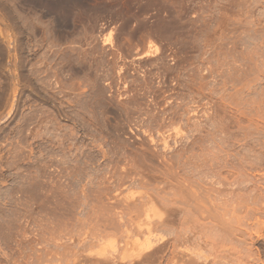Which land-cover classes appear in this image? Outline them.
Returning <instances> with one entry per match:
<instances>
[{"label": "rangeland", "instance_id": "obj_1", "mask_svg": "<svg viewBox=\"0 0 264 264\" xmlns=\"http://www.w3.org/2000/svg\"><path fill=\"white\" fill-rule=\"evenodd\" d=\"M48 1L0 0V264H132L100 253L131 241L122 223L146 221L128 206L148 197L164 212L160 194L194 215L178 232L204 223L187 246L206 258L168 235L135 263L264 264V0H141L154 17L109 0L113 15L68 32L50 7L73 0ZM138 15L172 28L157 36ZM177 173L193 186L162 192Z\"/></svg>", "mask_w": 264, "mask_h": 264}, {"label": "bare ground", "instance_id": "obj_2", "mask_svg": "<svg viewBox=\"0 0 264 264\" xmlns=\"http://www.w3.org/2000/svg\"><path fill=\"white\" fill-rule=\"evenodd\" d=\"M67 1V0H66ZM125 1V0H124ZM123 1V2H124ZM132 1L133 0H131V3L129 2V0H128V7H129V5H133L132 4ZM138 1V0H137ZM140 2H139V5H140V3L143 1H141V0H139ZM145 1H148V0H145ZM152 2H155V0H151ZM158 1L159 0H157V3H158ZM162 1V0H161ZM165 2L166 1H168V0H164ZM163 1V2H164ZM49 2V1H48ZM51 2V1H50ZM50 2L48 3L49 5H50ZM63 2V0L61 1V3ZM118 2H119V0H118ZM117 2V3H118ZM149 2V1H148ZM147 2V3H148ZM160 2V1H159ZM162 2V3H163ZM171 2V1H170ZM51 3H54L53 2V0H52V2ZM59 3V2H58ZM60 3V4H61ZM68 3V2H67ZM126 3H127V0H126ZM130 3V4H129ZM134 3V2H133ZM145 2H143V3H141V5L142 4H144ZM162 3H160V4H162ZM169 2H166L165 4H167L168 6L172 3H170V4H168ZM56 4V3H55ZM64 4V3H63ZM116 3L114 2H111V1H109V0H73L71 3H68V4H65V5H62L61 4V7H59L60 5L58 4L57 6L59 7V8H57L56 6H54L53 4H51L50 6H54V7H56L57 9H55V8H52V7H50V6H48V8L50 7V9H54L53 11H59V12H62L61 14H62V16H61V20L59 21L60 22V25L57 23V25H59V27H57V28H59L58 30H60L61 28L63 29V30H65V31H67V30H72L74 27H75V29H76V26L78 25V23L79 22H81V21H83L84 20V22H85V20H86V23H87V25L88 24H92V23H94L93 22V20H100L99 19V15L101 16L103 13H105V12H108L109 10L108 9H111V7L113 6V5H115ZM119 4H120V2H119ZM123 4H125V3H123ZM149 4H153V3H148V6L150 7V5ZM155 4V3H154ZM120 5H122V4H120ZM166 5V6H167ZM158 6H159V4H158ZM162 6V5H161ZM164 6V5H163ZM162 6V7H163ZM167 6V7H168ZM115 7V6H114ZM118 7V6H117ZM122 7V6H121ZM132 7V6H131ZM155 7V6H154ZM165 7V6H164ZM172 7V6H171ZM169 8V9H173V7L172 8ZM123 8V7H122ZM122 8H120L121 9V11H122ZM130 8V7H129ZM129 8H127L126 7V5H125V7H124V9H129ZM145 8H147V5L145 4L144 5V7H143V5L142 6H137V7H135L134 9H133V12H134V14L135 13H137V14H141V13H145V14H147L146 12H148V10H151L152 9V6H151V8H149V9H147L146 10V12L144 11L145 10ZM156 8V7H155ZM175 8V7H174ZM112 9H113V7H112ZM157 10H160L161 9V7L158 9V8H156ZM162 9H164V8H162ZM169 9L167 8L166 9V7H165V10H168L167 12H169L170 14H172L171 13V10L169 11ZM114 10H116V9H114ZM50 12H52L51 10H49ZM117 11H119V8L117 9ZM119 12V14L121 15L123 12ZM129 11H130V9H129ZM129 11L128 12H126V11H124V12H126L127 14L129 13ZM144 11V12H143ZM161 11L162 10H160V13H161ZM175 11V10H174ZM111 12V13H110ZM113 12H115V11H109V15H113L114 13ZM150 12V11H149ZM151 12H152V10H151ZM150 12V13H151ZM155 12H157V14H158V11H156L155 10ZM126 13H125V16H126ZM153 13V12H152ZM162 13H164L165 14V12L163 11ZM161 13V14H162ZM106 14V13H105ZM118 13L116 12V14H115V17H117L116 15H117ZM118 14V15H119ZM133 14V13H132ZM60 15V14H59ZM119 15V16H120ZM144 15V14H143ZM148 15V14H147ZM147 15H144L145 16V18L146 19H148V18H150V17H148ZM150 15V14H149ZM151 15H153L152 17H154V15H155V13H153V14H151ZM159 15V14H158ZM104 16V15H103ZM122 16H123V14H122ZM122 16H120V17H122ZM125 16H123L124 18H125ZM131 16V17H130ZM130 16H128L127 15V17L128 18H126V20L128 19V20H130L131 18L133 19V16L132 15H130ZM135 16H136V14H135ZM144 16H142V17H144ZM148 18H147V17ZM156 16V15H155ZM173 16V15H172ZM106 17H107V14H106ZM112 17V16H111ZM114 17V18H115ZM130 17V18H129ZM140 16L138 15L137 16V18H139ZM162 17V15L159 17V18H161ZM166 16H164V18H165ZM101 18V17H100ZM110 18V17H109ZM108 18V19H109ZM119 18V17H118ZM141 18V17H140ZM139 18V19H140ZM144 18V19H145ZM156 18V17H155ZM158 18V17H157ZM156 18V19H157ZM175 18V17H174ZM58 19V18H57ZM60 19V18H59ZM58 19V20H59ZM107 19V18H106ZM107 19V20H108ZM142 19V18H141ZM145 19V20H146ZM152 19V18H151ZM154 19V18H153ZM155 19V20H156ZM97 20V21H98ZM102 21L104 20V18L103 19H101ZM111 20V19H110ZM124 20L125 19H123V22H124ZM125 20V21H126ZM127 20V21H128ZM138 20V19H137ZM136 20V21H137ZM150 20V19H149ZM155 20H153L152 22L154 23H152V22H150L149 21V23H148V26H151V30H153V32L158 36H160V35H162V34H164L165 33V31H167V29L169 28V24H171L170 22L171 21H167L168 22V26H166L167 24H164V25H160V23L159 24H157V22H154ZM161 21L163 20V19H160ZM167 20V19H166ZM172 20V19H171ZM122 21V20H121ZM120 21V22H121ZM126 21V22H127ZM131 21V20H130ZM135 21V20H134ZM142 21H143V25L146 27L147 26V23H145L146 21H148V20H146L145 22H144V20L142 19ZM157 21H158V19H157ZM163 21H165V19L163 20ZM100 22V21H99ZM125 22V24H126V26H128V24ZM133 22V21H132ZM138 22V21H137ZM83 25H84V23L83 22H81ZM98 22H96V23H94L95 25L97 24ZM103 23H105V21L103 22ZM122 23V22H121ZM150 23H152V24H150ZM161 23H164V22H161ZM172 23H173V21H172ZM94 24H92V25H90V26H95ZM99 25H100V23H98ZM101 24H102V22H101ZM140 24H142V23H140ZM150 24V25H149ZM175 23H173V26H175L174 25ZM79 25H80V23H79ZM98 25V26H99ZM124 25V24H123ZM89 26V25H88ZM102 26V25H101ZM133 26V23H131L130 24V28ZM138 26H139V24H138ZM177 26V25H176ZM175 26V27H176ZM79 27V26H78ZM86 27V26H85ZM100 27V26H99ZM140 27V26H139ZM175 27H174V29H175ZM94 28V27H93ZM114 28V27H113ZM116 28V27H115ZM129 28V30H130V32L131 33H137V31H135L133 28H135V27H132V30ZM142 27H140V29H141ZM170 28H172V24H171V26H170ZM149 29V30H150ZM112 30V29H111ZM110 30V31H111ZM114 30V29H113ZM138 30H139V28H138ZM144 30V29H143ZM143 30H140V32L141 31H143ZM65 31H63V32H65ZM69 31V32H70ZM133 31H135V32H133ZM171 31V30H170ZM169 31V32H170ZM68 32V31H67ZM112 32V31H111ZM168 32V31H167ZM57 33H58V31H57ZM109 34H111L110 32H108ZM59 34H60V31H59ZM155 35V36H156ZM150 37H152L153 38V36H149V38ZM149 44L152 46V47H154L155 49L157 48V45H155L154 44V42H153V39H149ZM121 107V106H120ZM122 108V107H121ZM119 110H120V108H118ZM117 109V110H118ZM123 109H125V108H123ZM83 163V162H82ZM194 163V162H193ZM184 164V163H183ZM191 164V163H190ZM196 164H197V162H196ZM81 166V165H80ZM197 166V165H196ZM200 166V165H199ZM184 167V166H183ZM182 167V168H183ZM187 167H189L188 165H187ZM186 167V168H187ZM194 167H195V164H194ZM194 167H190V169L191 168H194ZM199 168V167H198ZM175 169V168H174ZM185 169V168H184ZM175 173V172H174ZM174 173H173V175H174ZM176 174V173H175ZM184 175V174H183ZM168 177H171V176H168ZM173 177V176H172ZM172 177H171V179H172ZM126 178V177H125ZM187 178V177H186ZM185 178V176L183 177L182 176V174H180V176H178V173H177V175H176V177L174 176V179L172 180V181H175V182H171L172 183V185L171 186H169V184L170 183H167L168 184V186H162L161 187V189H162V192H164V193H166L165 191L167 190V189H169V191L171 190V189H174L175 191V193H176V190H181L182 189V191L181 192H183L184 193V191H183V188H185V187H189L190 185H191V182H190V180H188V178L186 179ZM122 179V178H121ZM168 181H170V179L168 180ZM167 181V182H168ZM142 182V181H141ZM143 182H145V181H143ZM142 182V183H143ZM150 182V181H149ZM189 182H190V184H189ZM142 183H139L140 185H142ZM148 182H147V180H146V185H148L147 184ZM163 183H166V181H164ZM145 184V183H144ZM167 184H165V185H167ZM173 184H174V186H173ZM145 185V186H146ZM150 185V184H149ZM195 185V184H194ZM144 186V185H143ZM193 185H191V187H192ZM171 188V189H170ZM105 189V188H104ZM161 189L159 188V190L161 191ZM186 189H189V188H186ZM102 190H103V188H102ZM165 190V191H164ZM185 190V189H184ZM197 190V189H196ZM168 191V190H167ZM168 191V192H169ZM187 191V190H186ZM190 191V190H189ZM161 192V193H162ZM171 192H173V191H171ZM172 193V195H170V194H168L166 197H169V196H175L174 194L175 193ZM180 192V193H181ZM193 192V191H192ZM194 192H196V191H194ZM193 192V193H194ZM179 193V192H178ZM189 193V192H188ZM188 193H186V194H188ZM192 193V194H193ZM158 195H159V193H157ZM196 194L197 193H194L193 195H195L196 196ZM198 194H200V193H198ZM164 195H166V194H164ZM164 195H161L160 194V196H159V199H160V197H161V201H162V204L163 205H165L166 207H164V209H165V211L164 212H161V211H158L157 209H155L154 208V206H153V202H152V200L151 199H153V198H146V199H144V200H142V201H139L138 202V204H134V205H131V206H128L129 207V209L130 210H128L129 212H133V213H135V215H137V217L139 216L140 217V215H138L141 211H143V212H145L146 211V221H143V223H141V222H137V223H135V225L133 226V227H127V226H125V223H122V226L121 227H124V228H122L121 229V234H124V235H121V236H125V237H123V239L125 238H131V241H126L125 242V245L127 246H125V248L123 249V251L122 252H119L118 253V251H116V250H112L111 252H109V253H103V252H101L100 254L101 255H104V257H103V259L104 260H113V259H115V258H118L120 261H128V262H130V263H135V262H139L141 259L144 261V258L146 259V260H148L147 258H148V256L150 257V255L151 254H154V253H156V254H159L160 253V251L162 252V251H164L163 250V248H162V245L165 243V242H167V239H169V238H171L172 236L174 237V240H175V242H173V243H179L181 246L184 244V247H183V251H185V252H187L189 255H191L192 257H194V258H196V259H202V260H205V255L203 254V252H202V250L199 248V247H194V245H193V247H188L187 246V244H193V243H196L195 244V246L197 245V246H199V244H201V242L200 241H203L204 242V240H203V238H202V236H201V234H204L205 233V230H204V226H203V221L202 220H204L205 218H202V220H200V221H202V226H201V223L199 222V224H200V228H198V229H195V226H194V228L193 229H195V230H192V229H190L189 228V230H186V228H187V226H185V227H182V230H179L180 232H178V230H175L174 229V227H175V225H174V221L176 220V223H177V221H179L180 222V220L182 219H180V214L181 213H179V212H181V210H180V208L181 207H183V206H180V207H177L180 203V199H178V201H175V202H178L179 204L176 206L175 205V202H174V199L173 200H171L170 198H169V202H168V200L165 198V196ZM193 195H191V197L193 196ZM201 195V194H200ZM200 195H198V196H196V198L194 197V199H196L197 200V203L196 204H198L197 206H196V204L195 205H192V204H189V205H191L192 206V212H193V214H194V211H195V213H197V214H199L201 217L202 216H204V213L206 212L205 210H204V205L203 204H205L207 201L206 200H204V198H203V200H199V199H202L201 198V196ZM206 195V194H205ZM128 196V195H127ZM144 196V195H143ZM142 196V197H143ZM178 196H180V194L178 195ZM182 196V195H181ZM188 196V195H187ZM187 196H186V198H187ZM189 196H190V194H189ZM197 197H200V198H197ZM205 197V196H204ZM51 198V197H50ZM126 198V197H125ZM145 198V197H144ZM181 198V197H180ZM182 198H184V199H186L185 197H182ZM215 198V197H214ZM192 199V198H191ZM220 199V198H219ZM49 200V197H47V199H46V201L47 202H49L48 201ZM175 200H176V198H175ZM45 201V202H46ZM60 201V200H59ZM59 201H58V203H59ZM121 201V200H120ZM182 201V200H181ZM57 202V201H56ZM61 203H62V200L60 201ZM184 200H183V202H181V203H183V205H185L184 204ZM188 202V201H187ZM193 202V201H192ZM202 203V205H199V203ZM57 203V204H58ZM188 203H190V202H188ZM147 204H150V205H148V206H145V205H147ZM194 204V203H193ZM206 204H208V203H206ZM56 205V204H55ZM58 205H60V203L58 204ZM117 205V204H116ZM210 205V204H209ZM63 206V205H62ZM61 206V207H62ZM143 206H145L146 207V209L145 210H143L144 208H141V207H143ZM226 206V205H225ZM61 207H59L60 209H61ZM116 207H118V206H116ZM185 208V210H187L186 209V206H184ZM227 207V206H226ZM58 208V210H60ZM66 208V207H65ZM187 208H190V207H188L187 206ZM194 208H195V210H194ZM211 208V207H210ZM221 208H224V207H221ZM62 209H63V207H62ZM128 209V208H127ZM163 209V210H164ZM182 210H183V208H181ZM212 209V208H211ZM226 209V208H225ZM213 210V209H212ZM211 210V211H212ZM198 211V212H197ZM211 211L209 212V215H210V213H211ZM218 211V210H217ZM220 211V210H219ZM131 212V213H132ZM148 212H150V213H148ZM183 212V211H182ZM223 212V211H222ZM125 213V212H124ZM187 211H186V215H187ZM214 213V212H213ZM212 213V214H213ZM101 214V213H100ZM115 214V213H114ZM118 214V218L119 219H123V216H122V214H119L118 212L116 213V215ZM141 214V213H140ZM144 214V213H143ZM189 214H190V212H189ZM217 215H212V216H210L212 219H215V218H217V216H219L220 217V215H218L219 213L217 212L216 213ZM124 215V214H123ZM183 215H184V213H183ZM182 215V216H183ZM199 215H197V216H199ZM208 215V216H209ZM224 215V214H223ZM222 215V216H223ZM227 215V214H226ZM181 216V217H182ZM185 216V215H184ZM183 216V217H184ZM189 216H191V215H189ZM188 216V217H189ZM194 215H192L191 217H193ZM200 216H199V218H200ZM207 216V215H206ZM207 216V217H208ZM216 216V217H215ZM113 217V216H112ZM188 217H186V218H188ZM191 217H189V218H191ZM218 217V222H220V224L222 223L221 222V220L222 219H220ZM185 217L183 218V219H186ZM195 218H196V215H195ZM193 219L192 221H196V219L197 220H199L198 218H196V219ZM192 219V218H191ZM143 220H144V218H143ZM187 220V219H186ZM220 220V221H219ZM224 220V219H223ZM227 221H228V219H226ZM184 222V220H181V224L183 225V222ZM191 221V222H192ZM216 221V220H215ZM226 221V222H227ZM122 222V221H121ZM189 222H190V220H189ZM197 222V221H196ZM209 222V221H208ZM211 222V221H210ZM111 223H113L112 221H111ZM213 223V222H212ZM114 224V223H113ZM178 224V223H177ZM176 224V225H177ZM180 224V223H179ZM178 224V225H179ZM193 224H195V222L193 223ZM192 224V225H193ZM107 225V224H106ZM109 225H112V224H110L109 223ZM115 225V224H114ZM120 225V224H119ZM185 225V224H184ZM195 225H197L196 227H198V224L196 223ZM216 225V224H215ZM224 225V224H223ZM216 226H219V224H217ZM179 227H180V225H179ZM207 227V226H206ZM111 228H112V226H111ZM115 228H116V226H115ZM218 228H220L221 229V227H218ZM217 228V229H218ZM104 229H106V228H104ZM120 229V228H119ZM179 229V228H178ZM188 229V228H187ZM220 229H218L219 231H220ZM160 230H162L164 233H161V232H159ZM222 230V229H221ZM187 231H189V232H191L192 231V237H188V236H185V233L187 232ZM223 231V230H222ZM221 231V232H222ZM225 231V230H224ZM114 232V231H113ZM118 233V232H117ZM198 235H197V234ZM218 233V232H217ZM159 234V235H158ZM219 234H221V233H219ZM116 235V234H115ZM168 235H170L171 237H169L168 238ZM118 237H119V235H118ZM123 242V241H122ZM208 242V241H207ZM172 244V243H171ZM177 244H176V247H177ZM186 244V245H185ZM129 245V246H128ZM170 245V244H169ZM202 245V244H201ZM124 245H122V247H123ZM172 246V245H171ZM179 246V245H178ZM166 248V247H165ZM164 248V249H165ZM180 248V247H179ZM202 248V247H201ZM169 249V248H168ZM172 250V251H171ZM170 251L172 252L171 253V255L173 254V252H174V255L175 256H177V254H175V251L173 250V249H171ZM165 251H167V249L165 250ZM164 251V252H165ZM169 251V250H168ZM159 252V253H158ZM164 252L162 253V254H164ZM99 254V255H100ZM155 254V255H156ZM161 254V253H160ZM178 254H180L181 255V253H178ZM174 255H173V257H174ZM179 256V255H178ZM144 257V258H143ZM147 257V258H146ZM172 257V256H171ZM170 257V259H172ZM184 257V256H183ZM186 257V256H185ZM174 258H177V257H174ZM174 258L170 261L171 263H173L175 260H174ZM168 259H169V257H168ZM169 259V260H170ZM188 259V258H187ZM190 259V258H189ZM146 260L144 261V262H146ZM189 261V260H188ZM176 262H178L177 261V259H176ZM184 262V261H183ZM186 262L187 261H185V264H186ZM190 262V261H189ZM111 263V262H110ZM115 263V262H114ZM143 263V262H142ZM141 263V264H142ZM109 264V263H108ZM135 264H137V263H135ZM145 264V263H144ZM189 264V263H188ZM191 264H194V263H191ZM196 264V263H195ZM200 264V263H199Z\"/></svg>", "mask_w": 264, "mask_h": 264}]
</instances>
